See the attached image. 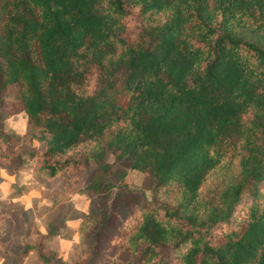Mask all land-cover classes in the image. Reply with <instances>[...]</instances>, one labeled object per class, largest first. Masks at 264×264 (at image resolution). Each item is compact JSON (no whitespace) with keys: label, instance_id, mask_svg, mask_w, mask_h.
<instances>
[{"label":"trees","instance_id":"1","mask_svg":"<svg viewBox=\"0 0 264 264\" xmlns=\"http://www.w3.org/2000/svg\"><path fill=\"white\" fill-rule=\"evenodd\" d=\"M20 111L40 179L150 183L86 213L67 264H264V0H0V121ZM43 238L0 256L65 264Z\"/></svg>","mask_w":264,"mask_h":264},{"label":"rangeland","instance_id":"2","mask_svg":"<svg viewBox=\"0 0 264 264\" xmlns=\"http://www.w3.org/2000/svg\"><path fill=\"white\" fill-rule=\"evenodd\" d=\"M16 97V88L9 85L6 101ZM0 128L10 134L13 147L19 149L22 157L19 167L0 164V241L14 253L21 248L22 239L35 240L44 234L45 247L60 262L67 264L71 257L85 249L87 243L84 235L78 236L81 219L93 207L109 205L117 189L115 185L124 183L129 189L139 190L146 198L149 197L150 183L146 176L139 170L125 168L123 177L116 178L114 171L122 166L118 163H113L105 175L114 183L106 202L100 198L102 194L89 191L86 185L90 169L65 171L52 179H40L36 159L30 155L31 148H37L39 143L34 139L28 143L29 125L25 114L22 111L4 114ZM107 160L111 162L112 156L108 155ZM119 208L117 204L118 217L124 212L122 204V212ZM11 260V257L0 256V264H10ZM22 264L37 262L29 254Z\"/></svg>","mask_w":264,"mask_h":264},{"label":"crops","instance_id":"3","mask_svg":"<svg viewBox=\"0 0 264 264\" xmlns=\"http://www.w3.org/2000/svg\"><path fill=\"white\" fill-rule=\"evenodd\" d=\"M25 261H26V260H25ZM25 261H24V262H25ZM24 262H22V263H24ZM22 263H21V264H22Z\"/></svg>","mask_w":264,"mask_h":264}]
</instances>
